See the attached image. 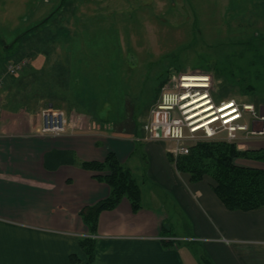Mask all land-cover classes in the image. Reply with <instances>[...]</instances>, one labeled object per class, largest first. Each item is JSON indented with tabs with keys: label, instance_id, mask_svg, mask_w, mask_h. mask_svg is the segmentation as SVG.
<instances>
[{
	"label": "rangeland",
	"instance_id": "obj_1",
	"mask_svg": "<svg viewBox=\"0 0 264 264\" xmlns=\"http://www.w3.org/2000/svg\"><path fill=\"white\" fill-rule=\"evenodd\" d=\"M62 3L0 0V43L6 44H0L3 86L9 77L27 76L32 68L45 69L40 75L36 73V78L28 75L29 84L9 91L19 108L16 111L42 118L46 111L63 112L71 125L66 132L77 128L71 122L85 128L90 127L89 117L101 118L114 122L113 133L136 137L143 131L137 119L142 115L146 118L168 71L172 74L179 68L180 72L209 73L217 102L237 99L254 105L264 116V0H64L63 9L48 23L27 33ZM17 39L12 54H4ZM26 61L17 76L7 75L8 65ZM207 66L212 72L204 70ZM244 79L254 88L253 94L240 93L239 84ZM2 99L4 104L5 96ZM247 122L253 124L252 119L247 118ZM261 126L256 122L250 128ZM41 130L37 133L43 136ZM217 138L225 139V135ZM164 143L170 159L171 143ZM230 144L239 150L264 153V134L241 136ZM245 161L264 165L252 159L235 163L243 166ZM166 211L172 213L168 235L183 238L173 246L186 257L187 249L194 256L203 255L201 245L192 243L186 214Z\"/></svg>",
	"mask_w": 264,
	"mask_h": 264
},
{
	"label": "crops",
	"instance_id": "obj_2",
	"mask_svg": "<svg viewBox=\"0 0 264 264\" xmlns=\"http://www.w3.org/2000/svg\"><path fill=\"white\" fill-rule=\"evenodd\" d=\"M2 97L0 91V264H72L74 254L84 261L80 240L89 233L80 212L106 200L110 190L71 163L103 162L109 153L138 181L142 209L134 213L124 199L100 215L94 264H200L201 256L213 264H264V208L228 211L210 179L191 183L176 170L167 143L145 141L143 131L117 135L113 121L94 117L90 127L41 136L43 118L6 109ZM57 156L64 160L56 163ZM166 210L186 214L192 243L201 245L203 255L187 249L186 257L178 246L164 245L183 240L162 234L163 226L171 230Z\"/></svg>",
	"mask_w": 264,
	"mask_h": 264
},
{
	"label": "trees",
	"instance_id": "obj_3",
	"mask_svg": "<svg viewBox=\"0 0 264 264\" xmlns=\"http://www.w3.org/2000/svg\"><path fill=\"white\" fill-rule=\"evenodd\" d=\"M54 15H50L40 25L27 33L48 23ZM18 41V39L14 41L3 53L11 55L12 48ZM0 44L3 47V41ZM5 64L3 71L7 67V63ZM30 70L27 74L32 79L38 77L36 73L40 75L41 72L45 71V69L38 70L35 68ZM204 70L212 72L210 66H207ZM180 71L181 69L176 68V72ZM28 75L25 76V73H22L18 77H9L8 82L4 84L2 94L5 96L4 107L6 109L16 111L17 103L10 99L9 91L29 84L31 80L27 78ZM170 75L171 73L168 71L166 79L160 83L155 99L150 104H154L158 100L161 88ZM239 89L240 93L244 95L254 93V88L251 85H246L245 79L239 84ZM19 92L20 90H18ZM143 119H145V115L137 119L139 125H142ZM55 158V162L64 160V157L60 156ZM238 159L264 162V153L261 151L239 150L235 145L228 143L206 141L192 147L188 156L179 157L176 161L173 157H170V161L175 164L177 171L189 175L192 183L201 182L206 177L211 178L215 195L228 211L251 212L264 208V170L238 166L235 163ZM71 164L94 173V178L98 182L106 184L110 190L109 197L106 200L94 206H88L80 212L82 222L88 229L89 237L80 240V248L85 255L84 261L74 255L72 256V262L74 264H82L83 262L94 264L96 260V241L93 237L98 232L100 215L103 212L115 210L124 199H127L131 204L132 211L138 213L142 209V192L132 172L118 161L114 153H109L103 162H80L76 164L73 161ZM169 232L170 229L167 226L162 227L164 236L168 235ZM164 245L170 247L174 245V242L170 241L164 243ZM199 258L200 264H213L208 257L201 256Z\"/></svg>",
	"mask_w": 264,
	"mask_h": 264
},
{
	"label": "built area",
	"instance_id": "obj_4",
	"mask_svg": "<svg viewBox=\"0 0 264 264\" xmlns=\"http://www.w3.org/2000/svg\"><path fill=\"white\" fill-rule=\"evenodd\" d=\"M26 63L10 64L7 75L16 76ZM187 76H195L188 80ZM194 82L195 86L187 88L185 84ZM3 80H0V89ZM44 112L41 133L55 136L66 132L71 125L63 112ZM2 102L0 100V113ZM247 118L253 124L262 123L260 129L251 130ZM83 129L81 125L71 122ZM142 130L145 141H164L171 143L169 153L176 161L187 156L193 146L206 141L231 143L241 136L264 134V116L256 111V107L237 99L217 102L214 98L213 77L202 72H174L161 89L158 100L150 107L143 122ZM67 133V132H66ZM224 134L225 139H218Z\"/></svg>",
	"mask_w": 264,
	"mask_h": 264
},
{
	"label": "flooded vegetation",
	"instance_id": "obj_5",
	"mask_svg": "<svg viewBox=\"0 0 264 264\" xmlns=\"http://www.w3.org/2000/svg\"><path fill=\"white\" fill-rule=\"evenodd\" d=\"M63 5H64V4L62 3V5H61V6H59V7H58V8H57V9H56V10H55V11H54L52 14H56V12H57V11H61V10H62V8H63V7H62ZM52 14H51V15H52ZM2 45H3V47H6V45H5V43H4V42H3V44H2Z\"/></svg>",
	"mask_w": 264,
	"mask_h": 264
},
{
	"label": "bare ground",
	"instance_id": "obj_6",
	"mask_svg": "<svg viewBox=\"0 0 264 264\" xmlns=\"http://www.w3.org/2000/svg\"><path fill=\"white\" fill-rule=\"evenodd\" d=\"M189 80H191V79H189ZM185 87L190 88V87H193V86H189V84H185Z\"/></svg>",
	"mask_w": 264,
	"mask_h": 264
}]
</instances>
